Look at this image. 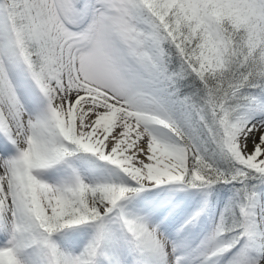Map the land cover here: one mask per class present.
<instances>
[{"label":"snow or ice","instance_id":"snow-or-ice-1","mask_svg":"<svg viewBox=\"0 0 264 264\" xmlns=\"http://www.w3.org/2000/svg\"><path fill=\"white\" fill-rule=\"evenodd\" d=\"M0 264H264V0H0Z\"/></svg>","mask_w":264,"mask_h":264}]
</instances>
